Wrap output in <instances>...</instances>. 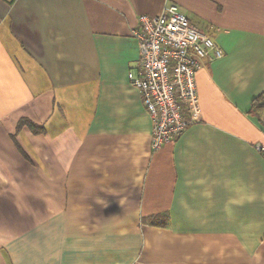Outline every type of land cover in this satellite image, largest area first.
Instances as JSON below:
<instances>
[{
    "label": "crops",
    "instance_id": "obj_1",
    "mask_svg": "<svg viewBox=\"0 0 264 264\" xmlns=\"http://www.w3.org/2000/svg\"><path fill=\"white\" fill-rule=\"evenodd\" d=\"M169 3L223 56L153 153L132 33ZM263 93L264 0H0V264H264Z\"/></svg>",
    "mask_w": 264,
    "mask_h": 264
},
{
    "label": "built area",
    "instance_id": "obj_2",
    "mask_svg": "<svg viewBox=\"0 0 264 264\" xmlns=\"http://www.w3.org/2000/svg\"><path fill=\"white\" fill-rule=\"evenodd\" d=\"M132 36L139 60L137 76L129 72L128 79L151 120L154 153L198 118L196 73L203 60L219 59L223 52L172 3L157 15H140ZM256 150L264 155V144H257Z\"/></svg>",
    "mask_w": 264,
    "mask_h": 264
},
{
    "label": "trees",
    "instance_id": "obj_3",
    "mask_svg": "<svg viewBox=\"0 0 264 264\" xmlns=\"http://www.w3.org/2000/svg\"><path fill=\"white\" fill-rule=\"evenodd\" d=\"M253 103L257 107L264 106V93L261 96H259L257 99H255V101ZM17 126H18V128H21V127H24L25 126L29 130H31L34 134H40L42 132V129L40 127L36 126L35 124H33L31 121H29L27 119H21L18 122V125Z\"/></svg>",
    "mask_w": 264,
    "mask_h": 264
}]
</instances>
